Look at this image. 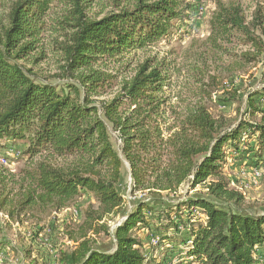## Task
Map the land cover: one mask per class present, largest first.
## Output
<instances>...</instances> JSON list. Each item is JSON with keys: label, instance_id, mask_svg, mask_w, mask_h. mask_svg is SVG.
<instances>
[{"label": "trees", "instance_id": "obj_1", "mask_svg": "<svg viewBox=\"0 0 264 264\" xmlns=\"http://www.w3.org/2000/svg\"><path fill=\"white\" fill-rule=\"evenodd\" d=\"M8 1L0 21V150L20 144L29 160L46 154L77 157L79 164L39 161L18 174L0 165V213L17 224L25 216L38 218L37 226L44 214L70 207L80 212L79 224L65 225L73 245L56 249L55 264H264V215L246 207L224 173L243 154L264 164L261 11L248 21L238 2H217L209 20L207 42L215 51L228 56L222 46L233 43L248 49L233 70L261 66L260 86L245 94L243 112L231 117L208 106L215 78L205 62L184 68L148 58L110 101H95L116 85L112 65L169 40L195 22L199 6L187 0ZM46 38L58 77L68 80L63 85L25 65L34 53L45 57ZM184 69L194 85L189 82L174 105L173 82ZM238 92L231 82L216 100L226 107L238 102ZM123 161L132 191L159 199L126 209ZM185 183L204 193L163 200L161 194L176 195ZM41 232L38 226L34 235ZM100 235L110 237V247H97Z\"/></svg>", "mask_w": 264, "mask_h": 264}, {"label": "rangeland", "instance_id": "obj_2", "mask_svg": "<svg viewBox=\"0 0 264 264\" xmlns=\"http://www.w3.org/2000/svg\"><path fill=\"white\" fill-rule=\"evenodd\" d=\"M187 1L193 3L195 6H199L201 9V14H197L195 22L189 23L188 27H181L169 40H163L153 47L131 54L119 64L112 65L111 70L115 75L116 85L106 95L95 98L96 102L110 101L120 90L121 83L131 77L137 66L144 60L148 58H157L158 60L165 58L169 61H174L176 65H181L184 68L205 62L209 73L214 75L215 78V85H213L215 91L212 93V101L208 102V106L212 109V112L216 114L225 111L226 115H230L231 117H238L243 112L245 94L249 90L260 86L261 66L252 64L246 66L244 69L233 70V63L238 61L240 55L248 51V49L233 43L222 46L228 50V56L225 54V51H215L211 44L207 42L210 34L209 20L217 2L227 3L229 1L238 2L243 7L248 21L253 18L257 10H260L264 16V0ZM8 5V0H0L1 22H3ZM43 50L45 51V57L40 59L39 54L34 53L26 62V67H29L38 76L54 85H63L68 82L67 79L58 77L59 63L57 58L51 53V47L47 38L43 44ZM33 59L39 61L33 63ZM229 69L232 70L230 73ZM186 79L184 69V72L173 82L174 87L170 96H172L171 99L174 105L177 104L174 98L176 95L188 92L186 89H188L190 81ZM231 82H233L234 88L239 89V100L234 104L223 107L221 106L222 103L216 99L222 96V87H228ZM190 85H194V82L191 81ZM108 127L111 141L115 148L117 147L118 149L120 143L116 140V133L112 131L110 125ZM2 143L4 144V142L0 141L1 145ZM19 145L11 144L8 146L18 150L20 155L16 159L11 160L13 162L10 167H3L14 174L30 169L39 161L49 162L58 167H74L79 164V158L77 157L65 158L46 154L29 160L22 153L24 150L19 148ZM8 147L1 148L0 155ZM235 159L224 168V173L230 181V186L244 196L246 207H249L255 214L264 215V164L260 163L258 158L253 157L251 153L243 154L240 158L236 157ZM123 165L121 194L125 199L127 210L133 208L138 200L152 201V199H159V196L155 193L132 191L133 180L129 166L125 161H123ZM188 189L189 185L185 183L179 188L176 195L163 193L161 197L164 201L174 202L187 193L189 195H201L204 193L201 187H197L193 191H189ZM83 201L85 200L83 199ZM90 201L92 204H95L94 201ZM86 208L87 204L83 202L81 204V211L83 212ZM80 214L79 212L75 216V210L72 207L58 213L44 214L36 226V219L38 218L32 219L29 216H25L23 224H17L9 221L8 217H5V214L0 213V264H55L56 249L73 245L65 235V225L72 223L79 224L82 221ZM38 226L42 228V232L35 236L34 234ZM2 243L5 245L2 246ZM95 243L98 248H108L111 245L110 237L100 235L95 238Z\"/></svg>", "mask_w": 264, "mask_h": 264}, {"label": "built area", "instance_id": "obj_3", "mask_svg": "<svg viewBox=\"0 0 264 264\" xmlns=\"http://www.w3.org/2000/svg\"><path fill=\"white\" fill-rule=\"evenodd\" d=\"M199 14H201V9L199 8ZM20 155V152L13 147H8L2 155H0V165L3 167H10L12 165V159H16ZM75 216L77 212L75 211ZM7 218V216H5ZM151 244H157V238L151 239Z\"/></svg>", "mask_w": 264, "mask_h": 264}]
</instances>
